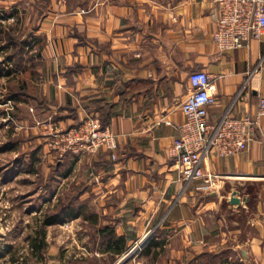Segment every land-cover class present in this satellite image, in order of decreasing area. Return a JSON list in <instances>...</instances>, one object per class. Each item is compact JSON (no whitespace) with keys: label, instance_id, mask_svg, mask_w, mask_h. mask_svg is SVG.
Here are the masks:
<instances>
[{"label":"crops","instance_id":"1","mask_svg":"<svg viewBox=\"0 0 264 264\" xmlns=\"http://www.w3.org/2000/svg\"><path fill=\"white\" fill-rule=\"evenodd\" d=\"M22 4L25 26L42 44L26 94L14 101L17 108L30 103L23 118L33 139L47 140L89 114L119 134L117 159L101 149L59 161L65 189L90 209L73 219L91 220L92 245L48 246L30 264H264V116L245 152L203 160L204 172L217 175L210 189L201 188L204 178L184 180L171 153L192 71L208 72L216 87L212 125L225 113L257 114L264 36L220 51L212 0H0L11 20ZM233 190L249 197L245 206L230 203ZM148 230L144 250L127 258ZM116 238H123L120 254Z\"/></svg>","mask_w":264,"mask_h":264},{"label":"rangeland","instance_id":"2","mask_svg":"<svg viewBox=\"0 0 264 264\" xmlns=\"http://www.w3.org/2000/svg\"><path fill=\"white\" fill-rule=\"evenodd\" d=\"M23 5L20 6L18 17L22 21L19 22L16 20L18 17L11 20L9 9L4 11L5 6H0V19L6 24L2 28L0 25V264H30L40 261V258L34 256L30 246V240L41 225L40 220L46 213L58 209L60 203L75 196V190L68 187L65 189L67 181L63 182L60 173V157L51 151L48 139H42V136L33 139L30 121L23 118L27 117L30 103L17 108L9 96L12 87L16 86L18 77H13L18 71L5 58L11 49L8 36L15 35L20 41L26 42L23 62L28 72H19V78L33 77L32 69L39 62L36 55L42 46L32 38V28L25 26L28 14L21 8ZM37 17L36 14L35 19ZM14 89L18 90L17 87ZM15 113L18 114L17 117ZM81 211L90 215L89 208ZM90 223L91 220L85 222L69 217L65 221L49 225L46 228L44 250L48 246H68L73 249L76 245L87 244L90 247L93 243ZM149 232L148 230L147 234ZM143 250L142 247V250L133 251L130 255L138 258ZM66 254L72 256L75 252ZM81 255L85 257L84 254ZM87 257L89 259L90 256ZM86 261L87 258L84 262Z\"/></svg>","mask_w":264,"mask_h":264},{"label":"built area","instance_id":"3","mask_svg":"<svg viewBox=\"0 0 264 264\" xmlns=\"http://www.w3.org/2000/svg\"><path fill=\"white\" fill-rule=\"evenodd\" d=\"M212 1L219 8L213 40L220 51L248 48L251 41L262 40L264 0ZM189 82L190 93L181 105L184 115L181 133L174 138L171 153L178 160L184 180L204 178L206 184L201 188L210 189L215 185L217 175L204 172L203 160L211 153L232 157L249 148L264 116V97L260 98L256 115L233 118L225 113L217 125H212L209 122V107L216 103L217 92L211 76L204 70H195L189 74ZM48 136L51 151L60 158L69 154H93L104 149L117 159L119 134L103 125L97 115L89 114L79 125L55 129ZM152 232L141 241H136L126 257L133 251L142 250Z\"/></svg>","mask_w":264,"mask_h":264},{"label":"trees","instance_id":"4","mask_svg":"<svg viewBox=\"0 0 264 264\" xmlns=\"http://www.w3.org/2000/svg\"><path fill=\"white\" fill-rule=\"evenodd\" d=\"M33 39L36 41V43L41 45L40 40H38L37 38L36 39L33 38ZM8 41H9V47L11 49L7 47L10 50L8 55L5 57L8 60L7 62L9 64H13L12 66L15 69L20 70V72L27 73L28 71H26L27 69L25 68V62H23L25 58L24 54L26 52L24 49V47L26 46V42L20 41L19 38H17L15 35H11V36L9 35ZM40 55H41V48L36 56L39 57ZM35 67L32 69L33 74H34L33 71L35 70ZM16 77H18V80H17L16 86L14 87H17L18 90H15L14 87H12V89L10 90V94H9V96L14 101L20 98L21 95L26 94V88H27V80L25 78H19L20 76H18V74H16L15 77L13 78L16 79ZM8 88H9V85H8ZM15 116H16V113H15ZM101 121H103L102 123L103 125H105L104 124L105 120L101 119ZM75 198L76 196H73V198H70L67 201H64L65 203H60V205L58 206L59 208L57 207L58 209L54 210L52 213H46L44 217L40 220L41 225L39 229L37 230V232L35 233L34 237L30 240V246L33 250L34 256L38 258L44 257V254H45L44 249L46 247L45 237L47 233L46 228L49 225H52L65 218L77 217L81 214V207L75 204ZM121 239L116 238V243H115V244L120 245L117 251V253L119 254L123 252L121 246L122 245L124 246L123 241ZM108 241L111 242V237Z\"/></svg>","mask_w":264,"mask_h":264},{"label":"water","instance_id":"5","mask_svg":"<svg viewBox=\"0 0 264 264\" xmlns=\"http://www.w3.org/2000/svg\"><path fill=\"white\" fill-rule=\"evenodd\" d=\"M240 196L241 195H240V192L239 191L233 190L231 192V195L229 196L230 203L237 204L239 206L240 205L245 206L246 203L248 202L249 197L246 195V196H244V197L241 198ZM127 258H132V256L131 255L130 256H127Z\"/></svg>","mask_w":264,"mask_h":264}]
</instances>
